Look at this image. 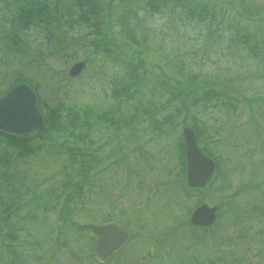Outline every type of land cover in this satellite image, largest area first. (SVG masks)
Returning a JSON list of instances; mask_svg holds the SVG:
<instances>
[{
	"label": "rangeland",
	"instance_id": "374dc122",
	"mask_svg": "<svg viewBox=\"0 0 264 264\" xmlns=\"http://www.w3.org/2000/svg\"><path fill=\"white\" fill-rule=\"evenodd\" d=\"M33 2L39 8L50 7L52 43L45 37L49 33L45 25L22 28L19 24V9ZM75 2L0 0V96L14 80L26 78L37 89L44 109L49 103L80 110L92 107L107 113L117 110L115 121L123 112L134 105L135 109L141 107L145 101H149L147 107L158 120L174 108L189 111H181L168 137H163L171 131L168 126L161 135L155 127L157 133L147 130L151 120L137 124L140 131L137 146L132 129L125 127L116 132L113 125L101 127L95 123L97 127L92 128L95 145L104 143V146L100 151L97 148L92 151L98 160L91 163L95 165L90 166L89 185L86 183L82 188L78 185L79 177H74L75 185L71 188L64 190L60 185L66 176L55 174L60 164L57 157L66 160V156L54 152L50 155V149H43L19 157L13 167L15 178L29 186L36 184V190H28L24 198L17 199L10 213L4 209L11 202L8 196L3 199L7 204L2 205L0 200V220L5 219L0 223V264H96L93 261L96 236L87 229L79 232L76 227L79 223H102L110 219L131 230L132 237L112 256L109 264H264V230L260 229L258 209L254 207L264 199L261 191L264 108L262 103L252 105L243 101L237 93L264 98V54L250 56L231 43L232 19L203 24L190 22L182 13L155 16L141 13L145 27L137 28V34L145 36V43L133 45L137 52L125 46L118 58L102 49L96 50L92 41L97 37L91 27L93 21L70 24V17L80 11L74 7ZM121 28L116 26L117 39L110 37L115 53L122 50L116 46L124 38ZM252 29L264 33V23L255 24ZM56 33H63L66 41L73 43L72 47L58 45ZM20 38L24 39L23 44L19 43ZM81 60L87 62V68L72 78L69 70L74 62ZM133 60V65L142 62L143 67L137 69L147 79L134 97L125 101L116 99L114 90L129 80ZM176 79L184 85L180 87ZM215 80L237 91L230 93L231 100L226 105L218 98L200 99L207 90L216 87L212 83ZM178 87L180 92L188 88V96L182 93L171 101L169 98ZM151 101L155 105L150 107ZM253 115L258 123L252 119ZM194 118L209 125L210 132L201 137L202 142L223 158L224 172L210 188L199 193L186 187L183 160L179 157L181 149H178L183 126L195 125ZM218 128L217 138L213 131ZM118 139L129 143L121 148L128 156L126 163L119 160L122 153L117 149ZM163 167L169 172H163ZM66 172L70 174L72 170ZM2 185L0 194L9 189L8 193L17 197L5 181ZM242 186L250 188L231 199L229 194ZM202 202L210 205L228 202L229 206L223 205L222 216L214 228H192L187 221ZM7 219L15 226L17 236L13 246L17 256L10 255L11 263L2 257L9 242ZM240 234L242 237L237 239ZM217 256L218 261L214 260Z\"/></svg>",
	"mask_w": 264,
	"mask_h": 264
},
{
	"label": "trees",
	"instance_id": "16d2710c",
	"mask_svg": "<svg viewBox=\"0 0 264 264\" xmlns=\"http://www.w3.org/2000/svg\"><path fill=\"white\" fill-rule=\"evenodd\" d=\"M113 1L114 0H107L105 3L101 0H76L74 7L77 9L80 8V11L77 12V17H75V15L70 17V24L72 26L77 22L90 23L93 21L91 27L94 31H96L97 34V37L92 40L95 42V48L96 50L102 49L103 52L109 55L113 56L115 53V50H113L114 48L110 46V43L112 39L115 40L117 39V36H119L117 30H115L116 26L118 25L122 26L121 30L124 38H122L121 44L116 45L118 46L117 48H122L119 53L115 54L117 57L122 54L125 46H143L145 43V36H139L137 34V28L145 27L143 21L144 18L140 15L141 13H146L145 15L152 16L166 13L171 15L182 13L185 14L186 19L190 20V22L193 23L196 21L203 24L207 23L206 21H210V24H212L215 20L218 21L221 19L224 22V20L232 19L231 21L234 29L231 32V43H233L238 49L246 52V54H250V56L257 57L258 55L261 56L264 54V36H261L264 35V33L260 30L255 33L256 31H253L252 29L255 24L261 25L264 23V0ZM35 4L36 3L33 2L29 6H22L19 9L21 12L19 24L22 28H28L31 24L39 25L40 23L42 26L46 24L47 26L45 25V29H47V32L49 33L47 34L48 36L45 37L47 40L51 41L50 43H52L53 30L51 32L50 29L53 26V18L49 13L50 7L46 5L45 7L39 8L40 6H35ZM54 20L56 21L55 23H57L59 28H62V25L57 22V19ZM62 34L56 33V36L59 39L58 45L60 44L63 47H72L73 43L66 41L65 36ZM23 41L24 39L20 38L19 43L23 44ZM239 42L240 44H238ZM133 49L137 52L135 47H133ZM133 62L134 60L129 66L131 69L129 80L122 83L114 90V97L116 99H123L125 101L130 97H134L135 93L138 92V90L141 89V86L144 84V79H147L146 74H138L139 72L137 68L142 62H139L136 65H133ZM21 79L22 78L19 80L16 79L14 82L21 81ZM177 82L178 84L180 83L179 81ZM164 83H167V81ZM212 83L216 85L217 89H214L216 87H211L209 90H207V92L200 97V99H203V101L218 98L223 105H226L231 100L230 93L232 91L237 92L233 86L220 83L218 80H215ZM183 85V83H180V87ZM180 87H178V91H173L172 98H169L171 101L176 99V97H179L182 93H185V95L188 96L189 89L184 88V90L180 92ZM237 93L240 95L243 101L252 103V105L255 103H262L264 108V98L257 96L247 97L243 95L242 92ZM189 96L191 97V94H189ZM147 103H149V101L142 102L141 107L135 109L136 105H134L128 111L123 112L121 115L122 117L119 118V121H117L119 122L118 125L133 126L135 123L140 124L146 120H151V125L147 127V130L154 131L155 128H157V130H159L162 135L165 127L168 126L170 127L171 131L166 135L163 134V137H168L175 128V121L177 120L181 111H189L188 108H174V110H169L165 115H163L162 119L158 120L153 110L147 107ZM153 103L154 102L151 101L150 107L155 105ZM45 105L44 115L47 118V132H45V134L41 135L38 133H33L26 135L25 137H11L0 132V188H3L2 182L5 181L8 186L12 187L16 191L17 195V197H15L12 194H9V189H5V194H0L2 205L6 203L3 200L5 197L8 196L7 199L11 200V202L8 203L10 205L4 207V209L6 211L8 210L9 213L11 211V207L14 206L12 204H15L17 199H21L22 197L24 198V194L27 193L28 190H36V184L29 186L25 182L19 181L17 178H15V173L13 170V167L16 165L19 157L30 156L34 153V151L36 153L38 150L43 151V149H50L51 151L49 154L51 155L54 152L58 155L60 154L66 156V160L64 157H62V160L60 156L57 157V159L60 161V164L58 162L56 166L58 171L55 173L64 174V176H66V180L60 184L64 187V190L75 185L72 183V181L75 179L74 177H79L78 185L80 188L84 187V184L86 183L89 185L90 179L87 178L85 173L87 172L88 174V170H90L95 165L91 163L98 160L97 156L85 147L86 143H95V140H93L91 137L90 131L92 130L95 123L99 124L103 121L107 122L108 120L114 123V115L117 111L111 110L110 113H107L106 111L98 110L92 107H86L80 110L74 108L73 106H53L49 105V103ZM143 106L145 107L144 110ZM156 109L157 111L163 110V108ZM254 110L255 109L253 108V111ZM145 114L147 117H144ZM252 119L258 123V120L256 121L255 115L252 116ZM194 121L196 123L195 128L200 138L210 132L208 124L202 122L198 118H194ZM135 128L136 126H134L133 131ZM49 129H51L50 133ZM213 133L214 137L218 138L219 128L214 130ZM46 138L48 140L44 142ZM36 140H38V142ZM138 140L139 134L138 136L136 134V138H134L136 146L139 144ZM79 143H82L83 146L79 147ZM179 147L182 149L181 157L184 160V143L182 141L181 143L179 141L178 149ZM132 150L135 151L134 148H132ZM118 152L122 153L119 160L124 161L123 163H126L128 157L127 154H125L122 149H120ZM69 154L72 155V157ZM217 159L220 163V166H218L221 168L223 166V158L220 160L218 157ZM183 164L185 163L183 162ZM66 170H72V172L69 174L66 172ZM222 175H224V173H222ZM23 177H25V175H23ZM41 183H44V181H41ZM38 189L40 188L38 187ZM0 192H2L1 189ZM25 202L29 204V201ZM22 207H24V205H22ZM67 219L68 216H66V220ZM1 222H5V219L0 220V223ZM7 226L9 229V242L6 244L7 250L3 251L1 249V253L3 251L2 257H7L10 261V255L17 256L15 250H13L14 241H16L17 236L15 235V226L11 221H9V219H7ZM76 228L77 231H82L78 225Z\"/></svg>",
	"mask_w": 264,
	"mask_h": 264
},
{
	"label": "water",
	"instance_id": "95a60500",
	"mask_svg": "<svg viewBox=\"0 0 264 264\" xmlns=\"http://www.w3.org/2000/svg\"><path fill=\"white\" fill-rule=\"evenodd\" d=\"M85 62H77L71 69V74L83 71ZM28 83L12 85L0 98V131L10 135L22 136L34 130L44 131L45 118L41 112L38 95ZM187 156V180L190 186L203 187L211 179L216 162L203 152L197 143L193 127L183 128ZM216 207L202 205L195 209L192 220L195 224H212L216 217ZM98 234L96 245L97 256L107 258L120 248L129 237L128 232L116 223L88 224Z\"/></svg>",
	"mask_w": 264,
	"mask_h": 264
}]
</instances>
